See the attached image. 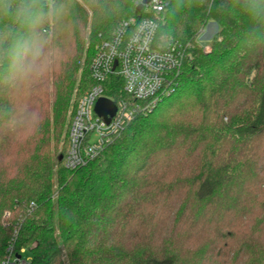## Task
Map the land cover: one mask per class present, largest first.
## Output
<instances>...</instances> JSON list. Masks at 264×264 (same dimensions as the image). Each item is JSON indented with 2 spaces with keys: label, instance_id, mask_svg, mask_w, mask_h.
Wrapping results in <instances>:
<instances>
[{
  "label": "trees",
  "instance_id": "1",
  "mask_svg": "<svg viewBox=\"0 0 264 264\" xmlns=\"http://www.w3.org/2000/svg\"><path fill=\"white\" fill-rule=\"evenodd\" d=\"M136 15L0 0V264L15 231L28 264H264V0H169L157 39L186 46L173 90L85 164L56 156L98 45ZM121 86L109 75L105 95Z\"/></svg>",
  "mask_w": 264,
  "mask_h": 264
},
{
  "label": "built area",
  "instance_id": "2",
  "mask_svg": "<svg viewBox=\"0 0 264 264\" xmlns=\"http://www.w3.org/2000/svg\"><path fill=\"white\" fill-rule=\"evenodd\" d=\"M132 2L137 15L118 22L111 37L98 45L89 65L94 84L78 97L67 131L63 165L69 170L94 158L132 119L152 111L176 85L186 46L172 38L163 42L157 39L158 14L165 10L169 0ZM109 75L121 79L125 97L105 95L104 83ZM102 97L115 106L108 121L94 110ZM15 236L16 231L5 248L2 264L29 263L24 248L14 251Z\"/></svg>",
  "mask_w": 264,
  "mask_h": 264
},
{
  "label": "rangeland",
  "instance_id": "3",
  "mask_svg": "<svg viewBox=\"0 0 264 264\" xmlns=\"http://www.w3.org/2000/svg\"><path fill=\"white\" fill-rule=\"evenodd\" d=\"M216 30V25L213 21H209L205 27V29L203 30L202 32V35L200 36L199 38V41L198 43H200L201 45H204L205 48L209 47V38L213 35V33L215 32ZM80 94H78L76 92V90L74 89L73 93H72V97H71V100H70V104L67 108V111H66V117H65V123H64V128H63V137L64 139L61 140V142L58 144V149L56 151V156H58L59 154L62 153V151L65 149H67V145H65V136H66V133H67V129H68V126H69V122H70V119H71V116H72V113H73V110L75 108V104H76V101L78 99ZM24 257L30 259V255L29 253H25L24 254Z\"/></svg>",
  "mask_w": 264,
  "mask_h": 264
},
{
  "label": "water",
  "instance_id": "4",
  "mask_svg": "<svg viewBox=\"0 0 264 264\" xmlns=\"http://www.w3.org/2000/svg\"><path fill=\"white\" fill-rule=\"evenodd\" d=\"M148 0H145L147 2ZM141 8V5L137 7V10ZM95 112L105 118L106 121L109 120V117L114 114L115 106L114 103L107 98H99L94 106Z\"/></svg>",
  "mask_w": 264,
  "mask_h": 264
}]
</instances>
